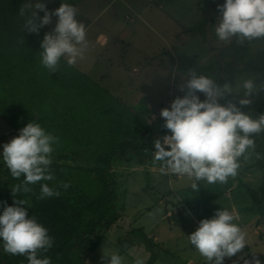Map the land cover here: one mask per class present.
<instances>
[{
  "label": "rangeland",
  "instance_id": "1",
  "mask_svg": "<svg viewBox=\"0 0 264 264\" xmlns=\"http://www.w3.org/2000/svg\"><path fill=\"white\" fill-rule=\"evenodd\" d=\"M40 2L44 3L50 12L59 8L62 3L74 6L78 10L77 20L85 26L100 13L87 30L90 46L85 59L79 61L76 66L94 83L124 104L121 107H130L131 110L145 114L149 122L154 123L155 132L165 123L160 116L161 110L170 108L171 102L177 96L183 97L184 93L179 91V85L185 82L190 69L195 70L197 74L216 78L217 82L221 76L227 80L229 78L233 85L237 80L257 74V83L264 82V39L245 41L243 44L233 41L225 47L227 44H222L215 35L216 24L206 25L207 21L202 18L196 0ZM19 12L16 18L22 24ZM39 15L42 17L44 13L40 12ZM57 20L58 17L53 16L52 22L35 34L44 36L52 32ZM101 29L111 32L109 35L124 31L127 36L124 42L110 38L108 43L103 44L94 39V32ZM170 49L172 55L168 52ZM197 94L201 101L205 99L202 93ZM251 99L253 103L249 106L250 110H260L261 114H264V91L255 94ZM227 100L233 101V97L228 96L220 103L226 104ZM18 135L0 116V163L4 166L3 146ZM246 157L240 159L237 175L230 177L228 181L232 184L237 181L238 185L243 180L257 189L264 188L263 172L255 165L261 154L250 151L246 153ZM160 167V162L150 159L144 162H138L135 158L130 162L125 158L114 161L111 173L120 196L118 205H122L121 210L118 206L120 218L105 233L101 232L97 234L99 237L95 236L97 238L93 249L84 250L85 264H103V251H117L125 258V264H134L136 259H141L143 264H191V259L194 264H200L201 260H205L189 244L187 236L198 228L199 223L195 219L197 216L200 221L211 219L217 210H223L224 204L229 203L230 198H215L214 184L206 182H200V189L195 192L186 177L162 174ZM0 176L2 214L7 205L3 194L1 167ZM232 195L237 202H241V206L252 203L243 186H236ZM202 199L209 201L208 206L211 209L205 207L192 213L193 208L190 210L183 206V201L202 202ZM242 214L245 220L253 215L250 211ZM134 229H141L151 240L156 236L155 241L158 243L154 249L155 259L151 260L152 251L141 241L142 234L139 235ZM246 253L244 248L233 257L239 258ZM259 256L264 259V251L259 253ZM223 264L244 262L238 259H224Z\"/></svg>",
  "mask_w": 264,
  "mask_h": 264
},
{
  "label": "clouds",
  "instance_id": "2",
  "mask_svg": "<svg viewBox=\"0 0 264 264\" xmlns=\"http://www.w3.org/2000/svg\"><path fill=\"white\" fill-rule=\"evenodd\" d=\"M221 16L214 27L215 35L225 44L235 39L237 44L264 39V0H226L218 5ZM77 9L62 3L49 11L40 0L21 5L19 17L25 32L39 33L40 28L58 17L52 32L46 33L40 45L41 65L55 72L61 60L74 67L85 59L90 42L84 23L77 20ZM40 12L44 15L41 17ZM256 76L218 83L193 69L187 73L185 82L179 85L183 97L177 96L170 108H163L160 116L169 135L154 141V162H160L162 174L186 177L190 187L197 192L200 182L224 184L237 175L240 159L256 148L255 136L264 133V114L253 118L241 110L232 100L221 104L232 96L242 107H249L252 97L264 91V82L257 83ZM197 93L205 97L201 101ZM241 93L243 98H241ZM59 138L47 132L40 123L31 122L23 127L19 135L3 146V161L14 179L23 177L22 183L11 188L12 195L31 193L42 181H53L50 170L54 145ZM66 189L68 184H63ZM60 192L48 183H40L39 199L59 196ZM16 206H5L0 214V241L3 250L13 256L26 257L27 264H51L47 253L53 246L48 229L28 216L24 199H14ZM238 217L228 209L217 210L211 219H202L198 228L190 234L188 242L207 264H223L247 246V233L239 225ZM103 264H125V258L117 251L104 252ZM134 264H143L136 259ZM244 264H260L248 260Z\"/></svg>",
  "mask_w": 264,
  "mask_h": 264
},
{
  "label": "trees",
  "instance_id": "3",
  "mask_svg": "<svg viewBox=\"0 0 264 264\" xmlns=\"http://www.w3.org/2000/svg\"><path fill=\"white\" fill-rule=\"evenodd\" d=\"M26 2L0 0V116L18 134L28 123L36 122L59 138L50 165L55 180L40 183H48L60 195L39 199L37 183L30 185L31 193L13 196L11 188L24 178L14 179L0 163L3 194L7 206H16L14 199L26 200L27 204L21 206L27 208L28 216L48 229L53 246L42 256L49 257L51 264H85L84 250L93 249L95 236L105 233L120 218V196L111 173L114 161L135 158L138 162H154V141L170 132L163 126L155 132L154 123L145 114L121 107L124 104L79 67H70L62 59L57 71L44 68L39 53L45 34L24 32L16 18ZM225 82L232 80L223 76L218 79V83ZM233 101L253 118L261 114ZM254 139V151L261 154L255 165L264 175V133ZM63 184L69 187L65 189ZM241 185L252 199L249 208L259 212L257 222H261L264 188L257 189L243 180ZM119 207L121 210L122 205ZM134 231L142 234L141 241L152 251L151 260L155 259L157 242L141 229ZM0 264H27V260L5 253L0 241Z\"/></svg>",
  "mask_w": 264,
  "mask_h": 264
},
{
  "label": "crops",
  "instance_id": "4",
  "mask_svg": "<svg viewBox=\"0 0 264 264\" xmlns=\"http://www.w3.org/2000/svg\"><path fill=\"white\" fill-rule=\"evenodd\" d=\"M109 1L110 3H114L117 0H109ZM225 2L226 0H196V3L201 9L202 15L201 14L199 15H201L202 18H204V20L207 21L206 25L210 26L212 24L214 26L217 23L218 18L221 16V13L218 10V5H223ZM98 15H100V13L97 14V16ZM97 16L93 17L91 20H89V22H87L85 26L87 30H89L91 28V25L97 20L96 19ZM208 29L211 30V28H208ZM104 31L105 30L101 29L100 31L94 32V39L96 42H101L103 44L108 43L110 38H112L115 41L124 42L127 36L124 31L122 33L119 32L118 34H115V35H111V34L109 35V33L111 32H104ZM233 41H235V39ZM221 43L224 44L223 41H221ZM230 44L225 45V47H227ZM168 52L172 55L171 49ZM214 74L216 75V72ZM241 181L239 182L238 185H237V181H235L234 184H232L231 181L230 182L227 181V183H224V184H220V183L214 184V187H215L214 197L217 199H221L224 196H227L228 198H230L229 203H225L223 208L228 209L230 212L233 213L234 216L238 217L237 222L247 233V246L245 247V249L247 250L246 255L240 256L239 258H234V257L227 258L226 257L225 259H228V260L238 259V261H242V262H244L245 260L253 262L254 259H258L260 263L264 264V259H261V256H259V253H263L264 251V231H263L264 219H262L261 222H257L258 218L260 217L259 212L256 211L255 209L249 208L251 207L253 203H247L241 206L239 205V203L241 202H237V199H234L232 195L233 192L236 191V186H239V187L242 186ZM208 203L209 201H207L206 199L204 201L202 199V202L201 200L200 201L194 200L192 202L183 201V206L189 208L190 210L193 208L191 212L194 213V210L200 211L202 208H205V207L208 208L209 207ZM209 209H211V207H209ZM246 211H250L253 213V215H251V217L248 220H245L242 217L243 216L242 213ZM198 217L199 216H197L195 219L199 223L200 220ZM155 239H156V236L154 238V241ZM190 263L194 264V261L191 259ZM200 264H207V262L206 260L204 261L201 260Z\"/></svg>",
  "mask_w": 264,
  "mask_h": 264
},
{
  "label": "flooded vegetation",
  "instance_id": "5",
  "mask_svg": "<svg viewBox=\"0 0 264 264\" xmlns=\"http://www.w3.org/2000/svg\"><path fill=\"white\" fill-rule=\"evenodd\" d=\"M232 43H233V41H232ZM232 43H231V44H232ZM197 95L199 96V94H197Z\"/></svg>",
  "mask_w": 264,
  "mask_h": 264
}]
</instances>
